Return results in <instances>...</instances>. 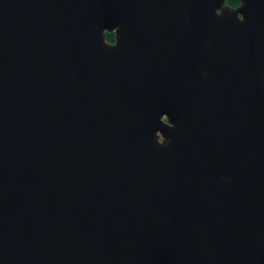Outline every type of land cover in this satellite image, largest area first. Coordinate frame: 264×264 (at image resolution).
Segmentation results:
<instances>
[{"label": "water", "instance_id": "water-1", "mask_svg": "<svg viewBox=\"0 0 264 264\" xmlns=\"http://www.w3.org/2000/svg\"><path fill=\"white\" fill-rule=\"evenodd\" d=\"M238 2L0 0V264H264V0Z\"/></svg>", "mask_w": 264, "mask_h": 264}, {"label": "trees", "instance_id": "trees-1", "mask_svg": "<svg viewBox=\"0 0 264 264\" xmlns=\"http://www.w3.org/2000/svg\"><path fill=\"white\" fill-rule=\"evenodd\" d=\"M226 3H229L232 6H236L239 2L238 0H225ZM105 37L112 38L111 33H105Z\"/></svg>", "mask_w": 264, "mask_h": 264}, {"label": "flooded vegetation", "instance_id": "flooded-vegetation-1", "mask_svg": "<svg viewBox=\"0 0 264 264\" xmlns=\"http://www.w3.org/2000/svg\"><path fill=\"white\" fill-rule=\"evenodd\" d=\"M239 4V3H238ZM237 4V5H238ZM112 35V34H111ZM109 42H114V40H113V35H112V38H110V41Z\"/></svg>", "mask_w": 264, "mask_h": 264}, {"label": "rangeland", "instance_id": "rangeland-1", "mask_svg": "<svg viewBox=\"0 0 264 264\" xmlns=\"http://www.w3.org/2000/svg\"><path fill=\"white\" fill-rule=\"evenodd\" d=\"M106 40L110 41V38L105 37Z\"/></svg>", "mask_w": 264, "mask_h": 264}, {"label": "clouds", "instance_id": "clouds-1", "mask_svg": "<svg viewBox=\"0 0 264 264\" xmlns=\"http://www.w3.org/2000/svg\"><path fill=\"white\" fill-rule=\"evenodd\" d=\"M242 20H243V17H242Z\"/></svg>", "mask_w": 264, "mask_h": 264}]
</instances>
